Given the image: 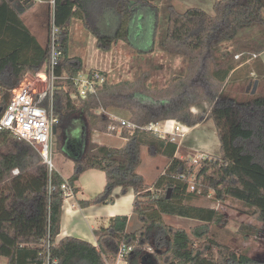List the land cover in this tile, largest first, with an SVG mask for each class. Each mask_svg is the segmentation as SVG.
I'll return each instance as SVG.
<instances>
[{
  "label": "trees",
  "instance_id": "16d2710c",
  "mask_svg": "<svg viewBox=\"0 0 264 264\" xmlns=\"http://www.w3.org/2000/svg\"><path fill=\"white\" fill-rule=\"evenodd\" d=\"M153 1L56 0V23L61 28L63 50L57 73H67L69 87L54 91L55 126L57 131L62 129L64 138L67 136L68 147L78 142L79 151L77 154H71L72 149L66 151L75 161V168L65 179L55 169L50 173L40 153L29 142L18 139L9 130H0V256L8 259L5 264H42L45 239L50 242V253L58 260L57 264H107V259L114 260L123 241L134 246L128 264H264V260L239 253L209 238V225L220 221L222 213L213 207L187 202L194 164L189 165L188 160L176 156V142L143 129H126L123 132L126 142L119 148L91 140L85 145L82 134L74 137L73 133L68 139L77 113L86 115L93 130L106 131L110 123L106 115L94 112L99 107L95 95L86 99L72 96L76 90L73 78L82 69L81 58L70 56L68 52L73 19L83 22L102 50H110L114 43L124 41L138 52L149 53L155 46L158 16L164 13L166 27L157 38V46L184 56L196 67V75L203 60L212 58L213 78L221 83L241 69L238 66L242 62L235 61L237 54L247 59L257 55L260 61L259 54L264 51V0H215L213 14L196 6L180 10L172 0H161V7ZM34 2L0 0V114L10 101L11 90L25 74L40 70L49 62V40L46 45L39 43L23 21ZM226 41L235 42V47L223 49L222 43ZM255 60L252 68L264 77V67L259 70ZM193 67L188 79H193ZM3 69H8L9 74L2 73ZM97 72L106 76V71ZM116 89L118 91L119 84L106 79L98 93L102 98L113 97ZM170 108L160 113L145 110L142 117L136 113L139 118L134 116L132 121L145 124L175 118L193 126L211 118L220 141V156L206 157L195 172L196 189L194 186L193 193H189L191 198L200 188L202 194L213 189L219 200L229 196L242 202L252 209V219L264 223V95L247 103L213 96L207 116L192 113L189 107L177 115L180 110L177 101ZM142 146L148 147L150 155L162 154L169 161L152 185H147L144 176L137 171ZM16 168L18 174L13 173ZM88 169L103 170L107 181L99 194L90 200H80V205L111 203L116 187H121L123 194L132 189L134 213L141 226L127 232L128 215H117L108 227L95 231L97 246L75 237L58 241L64 202L61 185L68 181L74 193L77 192V182ZM164 214L196 219L202 224L191 229L193 238L187 230L166 224ZM241 230L246 236L264 233L263 227L248 222L242 223ZM146 245L155 251L143 252L142 247ZM214 246L219 248L217 256L212 253Z\"/></svg>",
  "mask_w": 264,
  "mask_h": 264
},
{
  "label": "rangeland",
  "instance_id": "374dc122",
  "mask_svg": "<svg viewBox=\"0 0 264 264\" xmlns=\"http://www.w3.org/2000/svg\"><path fill=\"white\" fill-rule=\"evenodd\" d=\"M155 3L161 7V0H156ZM178 6L183 8H180V10H186L188 6L192 5ZM207 9L209 10V12L207 11L208 13H214L213 7L209 6ZM166 17L164 13L160 12L158 16L159 25L155 34V46L152 52L149 53L138 52L126 43L112 45L111 51L102 50L96 45L95 38L91 32L85 29L83 22L78 19L74 20L69 54L70 56L75 55L81 58L82 69L79 74L85 75L91 68H96L106 71V77L110 83L119 84V89L118 91L116 89V94L113 97L102 98L100 93L96 96L99 107L94 109V112L106 115L110 120L109 125L112 123L111 116L132 121L134 116L139 118L136 113L142 117L145 110L147 112L156 110L159 113L169 111L171 110L172 103L175 101L178 102V107L180 108L177 115L181 114L183 110L185 112L187 107H189L192 113L207 116L211 108L213 96L231 97L237 99L239 102L247 103L251 102L256 96L264 95V77H260L258 71L254 75L251 74L253 62L250 59L244 58V56L242 58L235 56V61L238 63L242 62L241 69L232 74L228 80L221 83L213 78L215 64L212 58L209 57L203 60L200 72L196 75V67L190 65L189 60L184 56L171 54L160 49L157 46V38L161 33H164ZM80 32L84 33L87 37L85 40ZM235 45V42L226 41L222 43V48L233 49ZM192 67L194 70L193 79H188ZM255 79H258L256 86ZM29 83H34L37 90H43L47 86L46 83L39 80L38 74L26 77L20 84ZM54 84L56 87L64 86L66 89L69 87L66 80L63 81L62 79L56 80ZM183 87L184 91H182ZM170 96L175 99L173 100ZM83 126L85 127V132L83 131L85 145L90 140L92 141L91 133L93 129H90V121L85 114L82 115L81 113L76 114L71 125V135L68 136V139L73 133L77 134ZM125 130L126 128H120L111 132L108 127V130H98V132L106 143L109 142V139H112V144H115L122 140L118 135H123ZM188 138L186 137L181 141L180 137L176 136L177 141H181L180 155L185 157L183 159L188 160L189 165L191 163L194 164V174L189 180L190 184L187 191V196L190 198L187 202L194 205L213 207L219 209L222 213L220 221L209 225V238L216 243L227 245L230 249L239 253H247L252 258L264 260V233L258 232L245 238L241 230L242 223L252 221L250 217L251 208L229 196L225 197L224 200H219L213 189H210L208 194H202L200 188L198 193L195 194L196 196L191 198V195H189V193H193L194 186L196 189L195 172L199 169L201 163L200 161L195 162V159L199 158L205 151L198 148V146L195 150H190L189 144L191 139ZM66 139L67 136L64 138V135H62V129L53 133L52 159L55 170L59 168L58 159L67 160L68 158L64 153L65 147L68 144ZM194 140L197 141V139ZM214 140L215 136H210L209 142L214 143ZM219 156L220 153L218 152L213 154L207 153L205 158L210 157L211 159L212 157ZM162 164L161 160L155 161V159H148L146 157L140 171L144 174L147 183L152 182ZM68 171L66 167L63 170L65 174ZM163 217L166 224L187 230L193 238L195 237L191 229L202 224L201 221L196 219L169 214ZM140 225L141 223L137 224V220H134L131 222L130 230L133 231L135 228L140 227ZM252 225L264 228V223L255 219H253ZM196 242L197 244L200 243L199 241ZM142 249L143 252L155 251L150 245H146ZM212 253L217 256L219 248L217 246L212 247Z\"/></svg>",
  "mask_w": 264,
  "mask_h": 264
},
{
  "label": "crops",
  "instance_id": "0c3cea01",
  "mask_svg": "<svg viewBox=\"0 0 264 264\" xmlns=\"http://www.w3.org/2000/svg\"><path fill=\"white\" fill-rule=\"evenodd\" d=\"M155 1L153 2L155 3ZM214 2L215 0H172L173 5L178 9L181 8L178 5H192V6H188V8L196 6V7H201L208 12L209 10L207 9V7L209 6L213 7ZM49 11H50V6L47 1L35 0L33 6L29 8L23 16L24 23L26 24V26L28 27L32 35L35 36L38 42L41 43L42 45H46L49 40V26H48ZM74 20L75 19L72 20L71 25H70V38H69V43H68V52L70 48L72 24ZM80 34L82 33L80 32ZM82 36L84 37L83 38L84 40L87 38L84 35V33L82 34ZM92 36L95 38V42L97 45V38L93 34ZM88 40H90V38H88ZM117 43L125 44L124 41H119ZM115 44L116 43H114L113 45ZM259 58H260V61L258 60L257 55H254V57L250 58V60L251 62H254V60L256 59L255 62L256 61L258 62L257 65H259V70H260L264 67V51H262L259 54ZM241 67H242V64L238 66V68H241ZM251 67H252V63H251ZM46 69H47V65H44L43 68L40 70L27 72L25 76L21 79L20 83H22L24 79L30 75H36L38 73H41V75H43ZM92 70L94 72L103 71V70H99L96 68H91L87 73H91ZM255 72L256 70L253 69V71H251V74L254 75ZM2 73H6V75L9 74L8 69H3ZM255 80H256L255 82H258V79H255ZM19 84H17L16 86H18ZM191 127H192V131L188 134V136H186L191 139L190 144H189L190 150H195L198 146V148H200L201 150L207 153H211V154L215 152L220 153V141L217 135L216 125L213 119L211 118L205 119L204 121L197 123ZM84 132L81 129L74 137H78L81 134L84 135ZM91 136H92L93 142L101 144V145H107L110 147L119 148V147H122L124 143L126 142V139L123 137V135L119 134L118 136H120V138L122 139L120 142H116L115 144H112L113 140L109 139V142L106 143L104 141V138H102V136L99 134L98 130H93V132L91 133ZM191 136L193 137L191 138ZM210 136L212 137L215 136L214 143L209 142ZM194 139H197V141H195ZM73 144H74L73 145L74 147L72 148L68 147V144H67L64 150L65 154H66V151L68 153L69 149H72L70 152L71 154L72 153L77 154V152L79 151V144L77 141H74ZM193 144H195L194 147H193ZM212 144H214V146H212ZM83 147L85 148V145H83ZM66 155L68 156L69 154H66ZM176 156L180 158H185L182 155H180V146H178V149L176 151ZM146 157L148 159H155V161L161 160L163 163L159 172L156 174V176L154 177L151 183H147L145 180V183L147 185H152L153 182L165 171V169L169 165V161L167 157H165L162 154H159L157 156L150 155L148 147L142 146L141 163L138 166L137 171L143 176L144 174L140 171V168L142 164L144 163V160L146 159ZM58 167L59 168H57L56 171L60 173L65 179H68L74 172L75 161L69 156L67 160L58 159ZM65 167L67 168V170H69L66 174L63 172ZM144 179H145V176H144ZM106 181H107L106 173L100 169H88L81 174L77 182L78 191L75 192L72 197L64 199L63 207H62L63 213H62V219H61V230L57 238L58 241L66 237H75V238H79L82 240H86L92 243L93 245L97 246L98 236L96 235L95 231L101 227H108L111 223V219L117 215H128L129 222L127 225V232H132V230H130V225H131V222H133L134 220H137V224H140V221L138 220L137 215L134 213L135 193L132 189H130L126 194H123L122 188L116 187L113 191L114 201L111 203H95L89 206L80 205L79 203L80 200H90L94 198L97 194H99L104 189L106 185ZM165 215L166 214H164L163 216ZM247 222L252 224L253 219L252 221H247ZM137 228H135L134 230H136ZM244 237L246 238L249 236L244 235ZM0 259L2 261L0 264H5L8 261V259L4 256H0ZM106 261H107V264L113 263V260L111 259H107Z\"/></svg>",
  "mask_w": 264,
  "mask_h": 264
},
{
  "label": "built area",
  "instance_id": "2783aa9c",
  "mask_svg": "<svg viewBox=\"0 0 264 264\" xmlns=\"http://www.w3.org/2000/svg\"><path fill=\"white\" fill-rule=\"evenodd\" d=\"M43 1V0H37ZM50 6L49 11V46L50 56L47 69L43 75L38 73L39 80L47 84L43 90H37L34 83L19 84L12 89L10 101L5 110L0 114V130L11 131L18 139L29 142L42 156L43 162L47 165L50 173L55 169L52 159L53 152V128L57 122L53 108L54 91L62 86H55L56 80H67L69 77L65 71L62 74L57 73V67L63 55L61 48V28L56 23V0H47ZM236 57H240L237 54ZM107 77L100 72L78 74L73 78L75 92L74 98L86 99L90 95H98V91ZM66 89V87L63 86ZM112 123L109 125L111 132L120 128H126L129 131L143 129L154 132L162 138L176 142L178 146L181 141L191 132L192 127L186 125L177 119L167 118L158 122H148L140 124L135 121L121 119L115 116L110 117ZM186 125V127H185ZM180 136L177 141L176 136ZM207 154V152H205ZM204 153V154H205ZM200 155L195 162H201L205 155ZM14 174L19 173V169L13 170ZM53 187L51 186V190ZM64 199L74 195L72 185L65 181L61 185ZM46 247L45 259L42 264H57L58 260L52 257L50 253V242L48 239L43 241ZM134 246L121 242L117 255L112 264H128V259Z\"/></svg>",
  "mask_w": 264,
  "mask_h": 264
},
{
  "label": "water",
  "instance_id": "95a60500",
  "mask_svg": "<svg viewBox=\"0 0 264 264\" xmlns=\"http://www.w3.org/2000/svg\"><path fill=\"white\" fill-rule=\"evenodd\" d=\"M256 84H257V82H255V86H256ZM1 111V110H0ZM57 131V127L56 126H54V128H53V132H56Z\"/></svg>",
  "mask_w": 264,
  "mask_h": 264
},
{
  "label": "bare ground",
  "instance_id": "6f19581e",
  "mask_svg": "<svg viewBox=\"0 0 264 264\" xmlns=\"http://www.w3.org/2000/svg\"><path fill=\"white\" fill-rule=\"evenodd\" d=\"M186 127V126H185Z\"/></svg>",
  "mask_w": 264,
  "mask_h": 264
}]
</instances>
